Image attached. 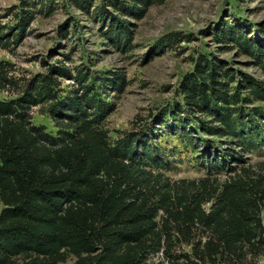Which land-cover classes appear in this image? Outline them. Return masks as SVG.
<instances>
[{"label": "trees", "instance_id": "1", "mask_svg": "<svg viewBox=\"0 0 264 264\" xmlns=\"http://www.w3.org/2000/svg\"><path fill=\"white\" fill-rule=\"evenodd\" d=\"M72 1L126 50L128 18L141 19L164 0ZM31 18L25 11L13 28L0 25V47L19 43ZM217 35L264 71V40L233 26ZM168 38L159 46H171ZM8 66L0 61V90L12 93L0 99V264L19 255L24 264H58L69 253L74 264H235L248 252L264 254V161L259 169L231 167L223 181L171 182L157 172L173 167L157 125L112 140L104 127L113 103L102 93L121 92L122 74L73 75L60 62L18 83ZM62 78L78 86L63 93ZM178 95L159 110L158 123L193 152L194 131L206 148L222 151L225 161L214 158L213 169L264 148L263 81L203 54L181 77ZM34 106L52 118L55 133L31 121ZM198 229L204 240L195 239ZM175 235L190 252L172 253Z\"/></svg>", "mask_w": 264, "mask_h": 264}, {"label": "rangeland", "instance_id": "2", "mask_svg": "<svg viewBox=\"0 0 264 264\" xmlns=\"http://www.w3.org/2000/svg\"><path fill=\"white\" fill-rule=\"evenodd\" d=\"M99 2L94 0L93 4ZM25 11L32 15L25 35L15 46L0 47V61L8 63V74L19 83L23 77L29 78L46 70L48 65L60 62L70 68L73 75L79 70L90 76L122 74L125 84L121 92L109 90L102 93L105 100L113 103V109L104 119V127L112 140L131 131L157 125L154 133L161 135L158 143L165 147L173 164L171 170H157L163 177L171 182L191 181L204 176L223 181L231 167L251 165L259 169L263 163L264 148L243 154V161L229 159L223 168L213 169L211 163L214 158L224 160L222 151L215 152L214 146L206 148L203 139L194 131L192 146L197 150L193 152L191 147H185L184 142L169 133L167 123H158V114L167 103L181 99L178 95L179 81L192 69L197 56L203 54L221 58L239 74L246 73L264 82L263 69L237 47L223 44L217 35L221 29L233 26L247 38L264 40V0L156 2L149 6L141 19L128 18L132 23V42L126 50L116 48L104 38L99 21L78 8L72 0H0V25L13 28ZM167 37H170L171 46L160 47L159 43ZM60 81L63 93L78 86L71 78ZM10 94L9 89L0 90V99L9 98ZM40 109V106L32 107L31 121L55 133L54 121ZM213 145L217 146L216 143ZM2 207L0 202V210ZM193 234L195 239L201 240L206 236L201 229ZM179 242L175 235L173 254L190 252L188 245ZM158 255L160 252L150 258L155 259ZM27 260L24 255H19L12 262L24 264ZM76 261L77 258L69 253L58 264H74ZM235 264H264V254L254 256L248 252Z\"/></svg>", "mask_w": 264, "mask_h": 264}]
</instances>
